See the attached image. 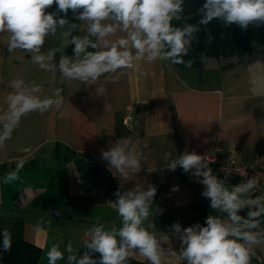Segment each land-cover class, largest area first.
Returning <instances> with one entry per match:
<instances>
[{
  "label": "crops",
  "instance_id": "obj_1",
  "mask_svg": "<svg viewBox=\"0 0 264 264\" xmlns=\"http://www.w3.org/2000/svg\"><path fill=\"white\" fill-rule=\"evenodd\" d=\"M46 11L56 10L53 5ZM66 27L73 35H86V26L78 20L69 19ZM62 31L46 39L42 49L59 47L57 61L60 55L74 58L70 38L59 35ZM246 34L244 52L210 58L201 68L158 60L137 62L117 83L111 82L112 74H106L98 82L107 89L106 96L96 95V85L85 87L63 79L58 71L40 69L30 53H9L0 42V117L9 111L10 84L15 79H23L29 87L39 86L45 95L62 89L60 107L22 116L11 138L0 145V217L14 213L21 218L23 238L42 250L37 264H47L46 252L53 244L63 250L71 242L82 254L85 232L97 220L119 228L114 193L135 184L156 187L145 227L154 223L156 227L148 230L158 238L167 234L169 242L161 246L166 252L171 246L179 254L180 241L171 234L172 224L179 222L183 228L204 225L209 214H222L213 212L210 201L202 196L203 178L180 167L175 171L166 168L165 152L179 155L187 150L206 156L228 149L234 162L264 170V24L250 25ZM254 77L256 84L251 82ZM127 116L129 125L124 121ZM120 139L130 141V147L143 156L141 171L127 178L110 169L101 155ZM18 158L26 160L20 179L4 184V175L15 169ZM90 162L105 174V182L114 191L87 198L81 182ZM227 182L229 187L241 183ZM247 211L238 214L246 216ZM261 220L264 228V217ZM255 251L251 264H264V245ZM57 264H66V260ZM129 264L148 261L136 255ZM162 264L186 262L166 253Z\"/></svg>",
  "mask_w": 264,
  "mask_h": 264
},
{
  "label": "clouds",
  "instance_id": "obj_2",
  "mask_svg": "<svg viewBox=\"0 0 264 264\" xmlns=\"http://www.w3.org/2000/svg\"><path fill=\"white\" fill-rule=\"evenodd\" d=\"M184 0H0V42L9 53L20 50L31 54V60L40 69L58 71L67 81H79L85 87L96 85L95 93L106 96L107 89L98 82L102 76L112 74V83H117L126 70L133 69L137 62L154 63L170 61L191 68L193 59L185 61L194 41L198 42L200 26L220 20L224 26H239L246 30L250 25L264 24V0H204L200 9L198 24L185 23L174 27L173 19L179 20ZM56 5V11L46 10ZM72 11L73 19L86 26V35H73L66 26L67 14ZM63 14V15H61ZM76 28V24H71ZM59 32L73 45L74 58L60 55L59 47H50L43 52L45 41L55 38ZM212 37H208V43ZM88 49H93L89 51ZM201 62L206 57L201 55ZM257 83V78L251 81ZM8 95L9 111L0 117V145L9 140L12 131L22 116L32 112L44 114L53 107H60L62 89H53L45 95L39 86L29 87L23 79L11 81ZM102 158L110 169L121 177L137 174L143 168V156L130 147V141L120 139L102 150ZM166 168L175 171L177 167L193 176L202 177L205 187L202 196L210 201L213 212L205 224L196 223L183 228L179 222L170 226L173 236L180 241L177 254L171 246L167 252L161 246L169 242L167 234L157 237L148 229L156 227L148 220L156 187L135 184L127 191L117 190L114 195L115 210L121 219L119 228L106 227L99 220L85 232L80 254L68 242L63 250L53 244L46 252L47 264H129L131 257L139 255L148 264H162L165 254L179 257L186 264H251L256 255L255 248L264 245V197L250 195L258 187L257 176L242 183L228 186L227 178L221 179L209 167L208 156L185 150L179 155L163 154ZM26 160L18 158L15 169L3 177L4 184L20 179L19 173ZM247 208V215L238 214ZM59 214V213H57ZM12 235L4 229L0 233L3 251L11 249ZM80 248V249H81ZM98 258H94L95 254ZM67 254V255H66Z\"/></svg>",
  "mask_w": 264,
  "mask_h": 264
},
{
  "label": "trees",
  "instance_id": "obj_3",
  "mask_svg": "<svg viewBox=\"0 0 264 264\" xmlns=\"http://www.w3.org/2000/svg\"><path fill=\"white\" fill-rule=\"evenodd\" d=\"M204 0H184V11L180 14V19H173L174 27H183L185 23L198 24L201 19L200 9ZM56 10V5L54 4ZM67 17L74 21L72 11L69 10ZM198 42L194 41L190 54L184 57L185 61L193 59L192 67L201 68L204 62L210 58L231 57L244 52L248 47L246 30H242L237 25L224 26L220 20H213L207 26H200L197 33ZM212 37V42L208 43V37ZM201 55L206 60L201 62ZM180 66H185L180 64ZM7 229L12 235L11 249L3 251L0 245V264H37L42 250L27 242L22 235L21 218L9 213L0 217V233Z\"/></svg>",
  "mask_w": 264,
  "mask_h": 264
},
{
  "label": "built area",
  "instance_id": "obj_4",
  "mask_svg": "<svg viewBox=\"0 0 264 264\" xmlns=\"http://www.w3.org/2000/svg\"><path fill=\"white\" fill-rule=\"evenodd\" d=\"M125 124H130V116L125 118ZM209 159V167L213 169L214 174L219 178H227V181L234 180L244 182L248 178L257 176L258 187L251 193L253 197H264V170L253 165H241L231 159L228 149H220L218 151L207 154ZM258 259V258H257Z\"/></svg>",
  "mask_w": 264,
  "mask_h": 264
},
{
  "label": "water",
  "instance_id": "obj_5",
  "mask_svg": "<svg viewBox=\"0 0 264 264\" xmlns=\"http://www.w3.org/2000/svg\"><path fill=\"white\" fill-rule=\"evenodd\" d=\"M93 166V162H90L89 168L84 170L85 176L81 182L82 190L87 194L88 199L99 194L105 196L107 193L114 191L105 182V174H102Z\"/></svg>",
  "mask_w": 264,
  "mask_h": 264
}]
</instances>
